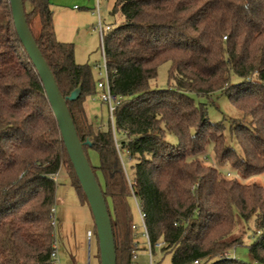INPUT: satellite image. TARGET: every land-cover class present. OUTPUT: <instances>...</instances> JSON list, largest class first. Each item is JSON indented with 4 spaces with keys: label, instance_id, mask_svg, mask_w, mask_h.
Returning <instances> with one entry per match:
<instances>
[{
    "label": "trees",
    "instance_id": "16d2710c",
    "mask_svg": "<svg viewBox=\"0 0 264 264\" xmlns=\"http://www.w3.org/2000/svg\"><path fill=\"white\" fill-rule=\"evenodd\" d=\"M25 1L28 27L39 19L34 39L60 94L66 98L80 86L67 108L79 140L91 143L85 155L92 149L98 157L91 169L101 178L95 175L116 264H135L131 198L144 214L152 256L161 241L171 264H264V187L220 175L201 160L211 143L216 161L242 179L264 173V0H113L110 14L122 23L103 36L116 98L105 131L93 130L87 113L86 100L96 91L92 72L75 62L72 44L57 41L50 0H23L24 10ZM165 63L168 87L152 89ZM213 94L242 114L229 121L240 154L226 143L222 122L211 123L206 106L193 98ZM116 134L123 136L118 143ZM122 155L132 161L130 178ZM61 170L87 205L8 0H0V264H51ZM247 231L249 262L226 259L244 245Z\"/></svg>",
    "mask_w": 264,
    "mask_h": 264
},
{
    "label": "rangeland",
    "instance_id": "374dc122",
    "mask_svg": "<svg viewBox=\"0 0 264 264\" xmlns=\"http://www.w3.org/2000/svg\"><path fill=\"white\" fill-rule=\"evenodd\" d=\"M53 12V26L57 41L70 43L74 48V58L78 65H88L92 72L94 83L104 79L99 34L96 29L98 17L95 10L96 0H50ZM100 21L104 25L117 27L122 23L119 15H111L113 0H97ZM29 6L25 1V11ZM29 29L34 38L40 34V22L37 16L31 18ZM169 64L165 63L158 67L157 77L150 82L152 89H165L168 87L167 71ZM100 91L86 100L87 113L93 130L105 131L112 128L107 106L99 99ZM195 103H202L206 106L209 121L211 123L222 122L223 134L226 143L231 146L237 154H240L239 146L229 131V121L239 120L242 114L236 110L228 98L224 95L213 94L208 98L193 97ZM74 111V109H73ZM75 112V111H74ZM117 143L123 139L121 134H116ZM165 140L170 144H176L171 135H166ZM86 158L93 168L98 166V157L92 149L86 150ZM126 175L131 177L132 161L125 155L121 157ZM201 160L210 167L215 168L220 175H230L242 184H257L264 187V173L242 179L237 170L229 163H218L210 143ZM98 181L101 178L98 171H95ZM56 181V204L54 206V248L58 264H99L97 258V243L94 232L93 220L89 207L81 204L70 187L63 170L55 178ZM132 223L136 226L134 230V241L137 250L134 254L135 264H150L147 253L146 241L142 235V227L136 211L133 198L130 199ZM251 231H247L244 245L236 248L232 253H225L226 259H237L243 263L249 262L248 249L251 238ZM159 243H162L161 241ZM151 264H171V255L163 254L159 249L154 250Z\"/></svg>",
    "mask_w": 264,
    "mask_h": 264
},
{
    "label": "water",
    "instance_id": "95a60500",
    "mask_svg": "<svg viewBox=\"0 0 264 264\" xmlns=\"http://www.w3.org/2000/svg\"><path fill=\"white\" fill-rule=\"evenodd\" d=\"M8 3L16 35L42 84L60 139L89 207L97 241L99 264H116L107 206L83 150L84 145L90 147L91 143L88 139L84 143L79 140L67 108V102H74L80 96V86L71 91L66 98L62 97L54 76L27 25L23 0H8Z\"/></svg>",
    "mask_w": 264,
    "mask_h": 264
},
{
    "label": "built area",
    "instance_id": "2783aa9c",
    "mask_svg": "<svg viewBox=\"0 0 264 264\" xmlns=\"http://www.w3.org/2000/svg\"><path fill=\"white\" fill-rule=\"evenodd\" d=\"M95 10L97 13V17H98V23L96 26V29L98 31L99 34V40H100V49H101V56H102V62H103V66H99V69L104 68V79L98 81V83L96 84V89L100 91V95H99V99L100 101H102L103 103L106 104L107 106V110H108V114H109V118L111 121V124L113 125V118H112V113L113 110L115 108L116 105V98L114 96L111 95L110 93V87H109V82H108V76H107V71H106V65H105V56H104V45H103V36L104 33L107 32L110 29L109 25H104L99 18V12H98V5H97V0H96V6H95ZM226 176H230L229 174H227ZM135 206H136V211L138 214V218L139 221L141 223V227L143 230V237L146 239V246H147V253H148V257H149V262L151 264V259H152V251H151V247L148 243L147 240V235L145 232V227H144V214L141 212V210L139 209L138 205L135 202ZM52 213H54V209H52ZM52 225L54 227V220H53V214H52ZM162 246V243H157L155 245L156 249H160V247ZM51 264H58V260L56 257V253L55 251L51 254ZM193 264H199L198 261H195Z\"/></svg>",
    "mask_w": 264,
    "mask_h": 264
},
{
    "label": "crops",
    "instance_id": "0c3cea01",
    "mask_svg": "<svg viewBox=\"0 0 264 264\" xmlns=\"http://www.w3.org/2000/svg\"><path fill=\"white\" fill-rule=\"evenodd\" d=\"M75 264V263H74Z\"/></svg>",
    "mask_w": 264,
    "mask_h": 264
}]
</instances>
